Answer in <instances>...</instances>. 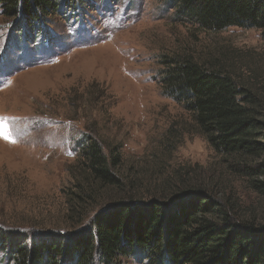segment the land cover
I'll list each match as a JSON object with an SVG mask.
<instances>
[{"label": "rangeland", "instance_id": "obj_1", "mask_svg": "<svg viewBox=\"0 0 264 264\" xmlns=\"http://www.w3.org/2000/svg\"><path fill=\"white\" fill-rule=\"evenodd\" d=\"M80 2L36 28L0 7V117L8 118L15 140L0 135V230L7 239L31 246L69 237L89 229L121 196L118 188L99 190L102 200L89 201L85 210L73 197L84 178L87 191L97 190L78 158L79 141L89 132L121 150L116 169L127 177L126 188L147 198L196 164L201 168L192 176L215 199L236 194L242 204L256 205V194L229 173L223 157L194 131L188 112L164 92L160 71L161 57L176 53L232 71L264 70L262 30L200 28L182 19L171 0ZM171 128L186 130L180 142ZM0 264L15 262L0 250ZM112 264L148 262L124 256Z\"/></svg>", "mask_w": 264, "mask_h": 264}, {"label": "trees", "instance_id": "obj_2", "mask_svg": "<svg viewBox=\"0 0 264 264\" xmlns=\"http://www.w3.org/2000/svg\"><path fill=\"white\" fill-rule=\"evenodd\" d=\"M80 1L0 0V7L4 15L20 16L27 28H36L47 16ZM171 1L182 19L200 28L256 27L264 40V0ZM161 63L164 92L188 112L194 131L223 157L229 173L245 181L257 204L244 205L236 194L215 199L206 183L192 176L201 168L196 164L182 173L186 177L176 173L173 179H181L156 187L147 198L137 188H126L127 177L116 169L123 160L121 150L106 147L102 137L89 132L79 141L78 158L97 190L87 191L84 178L73 197L85 210L89 201L102 200L99 190L118 188L121 196L93 217L89 229L69 237L28 246L0 230V250L9 260L112 264L133 256L148 264H264V70L246 66L232 71L179 53L164 54ZM173 131L169 135L175 141L186 132ZM176 145L171 143V149Z\"/></svg>", "mask_w": 264, "mask_h": 264}, {"label": "snow or ice", "instance_id": "obj_3", "mask_svg": "<svg viewBox=\"0 0 264 264\" xmlns=\"http://www.w3.org/2000/svg\"><path fill=\"white\" fill-rule=\"evenodd\" d=\"M8 118L6 117H0V135H3L5 139H9L10 142H15V140L12 138L10 132L7 128V121Z\"/></svg>", "mask_w": 264, "mask_h": 264}]
</instances>
